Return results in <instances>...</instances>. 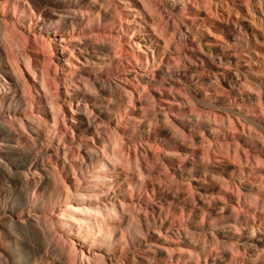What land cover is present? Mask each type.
Instances as JSON below:
<instances>
[{"label":"rangeland","instance_id":"rangeland-1","mask_svg":"<svg viewBox=\"0 0 264 264\" xmlns=\"http://www.w3.org/2000/svg\"><path fill=\"white\" fill-rule=\"evenodd\" d=\"M0 136L8 264H43L46 249L48 264H225L223 246L261 247L264 0H0ZM77 192L120 212L77 243L85 261L54 224ZM16 225L45 250L32 233L16 241ZM200 236L219 246L208 254Z\"/></svg>","mask_w":264,"mask_h":264},{"label":"bare ground","instance_id":"bare-ground-1","mask_svg":"<svg viewBox=\"0 0 264 264\" xmlns=\"http://www.w3.org/2000/svg\"><path fill=\"white\" fill-rule=\"evenodd\" d=\"M7 32H8V30H7ZM7 32H5V33H7ZM5 36L8 37L9 34H6ZM9 38H10V36H9ZM28 62H27V64H28ZM29 67H30V65H29ZM29 69L31 72H33V69H31V67ZM61 146L64 147V144H62ZM110 151L111 150L106 148V152L104 153L103 156H106L104 158L107 159L108 161H105L104 158L101 161H99L100 162V165H99L100 169H106L107 170V167L109 166V162H110L111 166H114L113 161H112L113 159H111ZM41 155H42V157H50L51 154L46 150V151H42ZM116 156H117V154H116ZM23 157L26 158L25 160H28L27 165H29V168L31 167L30 171H32V174L42 176V173L39 171L40 166H41V162L37 161V160L31 161V158H30L31 156L29 153L23 154ZM99 177H101L100 179L106 178V177H104V175H103V177L102 176H99ZM102 181H104V180H102ZM102 181H101V183H102ZM32 190L30 192H32ZM88 197H89V195L85 194L83 192L82 193L77 192L76 194H73L72 196L68 197V199L66 201H64L63 206H60L61 208L59 209V211L56 213V215L54 217V224H55L56 228L61 232V233H59L60 234V246L63 247L66 244L68 247L65 248L66 247V245H65L63 248L64 251L66 249H69V251L66 250L67 254L70 253L71 256L74 254L75 256H73V257H75V258L77 257V254H78L81 256L83 261H85L84 253L82 250H79L77 248V243L85 245V243H87V242L93 243L94 239H96L98 237H102V238L106 237V229H108L110 219L117 217V216H120V212L117 210L115 202H109V203L107 201H106L107 203L105 201L104 202L103 201L93 202L92 200H90L91 197L89 200H87ZM52 198H54V197H52ZM92 198H93V196H92ZM36 220H37L36 221L37 227L39 226V228L44 230L45 229L44 224H42L37 218H36ZM42 221H43V219H42ZM44 239H46V238H44ZM34 243H35L33 245L34 249L36 251H39V252L41 250H45V248L47 247L46 244L43 243L40 239H38V241L34 242ZM58 244H59V242H58ZM62 247H60V248L62 249ZM40 253H38V254H40ZM45 255H46V258H44V256H41L42 260L45 259V261L43 260L44 263L42 262L43 264H48L50 262V260H53L55 258L54 255L52 256L50 251L47 249H46ZM69 257H70V255H69ZM86 258H88V257H86ZM12 259L16 260L15 258H12ZM96 263H97V261H96ZM102 264H103V262H102Z\"/></svg>","mask_w":264,"mask_h":264},{"label":"clouds","instance_id":"clouds-1","mask_svg":"<svg viewBox=\"0 0 264 264\" xmlns=\"http://www.w3.org/2000/svg\"><path fill=\"white\" fill-rule=\"evenodd\" d=\"M57 25V21L54 19V14L52 17H47L45 20V26L51 27L52 29H55ZM166 156H179L178 152H166ZM181 162L185 159H189L188 157H181ZM209 161L207 160H192L193 168H196V166L203 164L205 166L204 168V175H208L207 171V164ZM195 179V177H190L189 180L184 181L185 188H183V191L191 192V183L190 180ZM181 189H177V191H180ZM185 199L188 201V203H191L193 206H195V200L191 199L190 197H185ZM227 206V205H226ZM261 213H264V202L261 203L260 207L257 209ZM9 221L6 220L3 216H0V224H6ZM262 225H264V218H262ZM232 229L239 233L242 231V229L236 228L235 225H232ZM260 229H251V236L253 238L256 237L257 231ZM2 231V230H0ZM8 231L16 238V241L25 240L28 238V234L32 233V241L37 242L38 236H36L34 229L31 228V226L28 227H20L19 225H16L15 228H9ZM137 236L143 238V233L137 232ZM193 243H202L203 248L205 251L208 252V254H211V250H215L219 246V242L216 241L215 237L212 238V243L209 244L206 242L205 238L203 236L197 237L193 239ZM6 241L4 238V235H0V264H8L7 260L4 259L3 253L6 251L5 247ZM243 249V250H242ZM221 251H228L231 253V257L225 261V264H264V245H262L259 248H256L255 244L248 243L246 245H240L238 242L232 245L223 246L220 249ZM15 264V262H14ZM196 264H199V261L197 259Z\"/></svg>","mask_w":264,"mask_h":264}]
</instances>
